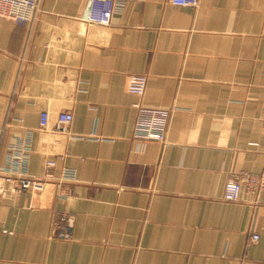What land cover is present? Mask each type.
<instances>
[{
	"label": "crops",
	"instance_id": "crops-1",
	"mask_svg": "<svg viewBox=\"0 0 264 264\" xmlns=\"http://www.w3.org/2000/svg\"><path fill=\"white\" fill-rule=\"evenodd\" d=\"M89 7L0 17V169L29 140L22 176L76 172L68 199L54 183L0 196V264H264V192L223 199L232 174L264 168V0H132L109 25L84 22ZM131 75L148 77L141 98ZM136 103L171 113L164 145L135 139ZM67 111L66 130L39 129Z\"/></svg>",
	"mask_w": 264,
	"mask_h": 264
},
{
	"label": "built area",
	"instance_id": "built-area-1",
	"mask_svg": "<svg viewBox=\"0 0 264 264\" xmlns=\"http://www.w3.org/2000/svg\"><path fill=\"white\" fill-rule=\"evenodd\" d=\"M132 0H90V7L84 22L90 24L109 25L113 15L125 8ZM172 5L179 7H196L199 0H169ZM41 0H0V17L15 25H24L32 22L40 7ZM148 84L146 75H131L128 80V92L139 98L143 97ZM137 109L136 128L134 137L140 141L158 142L165 144L167 140V128L170 120V112L162 109L147 108L141 103H136ZM74 116L70 111L58 115L56 123L52 126L48 112L41 113L39 129L46 132L66 130L73 122ZM264 129V122H263ZM31 142L19 140L10 148L11 154L6 168L0 169V196L19 195L30 192L44 194L53 183L57 186L55 195L58 199H68L74 196V184L76 172L74 169L64 168L59 176L54 174L57 161L47 160L44 164V173L41 177L22 176L28 170ZM20 173L19 175L15 174ZM3 173V174H1ZM242 191L247 194L259 196L264 192V168L260 173L241 171L232 174L226 182L223 199L236 202L241 199ZM73 217L68 213H57L53 220V229L59 231L62 239H67L69 223ZM260 239L259 233H250L247 247Z\"/></svg>",
	"mask_w": 264,
	"mask_h": 264
}]
</instances>
